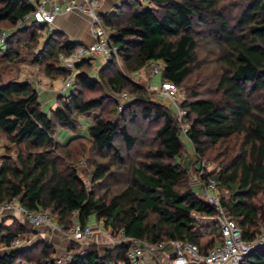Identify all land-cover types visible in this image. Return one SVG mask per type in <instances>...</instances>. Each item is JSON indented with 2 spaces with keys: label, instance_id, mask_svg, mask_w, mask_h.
Returning <instances> with one entry per match:
<instances>
[{
  "label": "trees",
  "instance_id": "1",
  "mask_svg": "<svg viewBox=\"0 0 264 264\" xmlns=\"http://www.w3.org/2000/svg\"><path fill=\"white\" fill-rule=\"evenodd\" d=\"M148 1L151 7L141 9L139 0H123L112 12L100 15L124 71L109 61L90 77L92 61L81 60L71 91L66 99L61 95L55 99V110L44 113L29 83L2 82L0 74V134L10 143L6 151L16 152L14 160L4 157L0 165V203L15 201L28 211L48 209L65 230L74 221L85 225L101 219L104 228L113 233L122 230L126 237L152 245L170 240L190 242L207 253L221 241L219 227L198 224L194 218L214 217L216 210L188 185L186 171L174 161L183 151L180 131L186 125L184 135L198 161L207 147L220 149L219 169L202 170L198 175L201 186L215 182L221 189L223 209L242 238L253 240L264 229V0ZM32 8L28 0H0V32L4 25L13 29ZM47 32V25L31 23L5 39L26 34L31 50ZM78 45L53 30L34 62L37 66L45 63L42 71L52 81L64 79L69 71L59 66L57 56L67 57ZM3 46L0 64L16 61V48ZM211 47L217 49L213 62L218 66L214 68L218 99L187 89L179 104L183 111L180 121L126 77L125 72L159 63L160 80L181 88L199 66L197 50L211 52ZM124 90L133 99L114 114L117 96ZM91 111L98 114L93 116L87 136L72 137L64 145L53 140L51 134L57 128L75 132L77 117ZM138 116L154 127L141 131L135 126ZM138 144L142 153L127 167L120 150L129 153ZM87 147L88 154L92 153L88 158L91 165L96 158L107 156L111 165L125 168L124 187L109 199L97 195L99 184L109 174L106 165H92V184L87 185L81 170L70 163L73 154L85 152ZM22 231L19 224L0 226V244L13 248L11 241ZM40 247L35 261L32 248L24 247L0 254V264H53V249L45 243ZM125 252L124 244L102 253L92 244L63 264H128ZM241 264H264V247L248 252Z\"/></svg>",
  "mask_w": 264,
  "mask_h": 264
},
{
  "label": "rangeland",
  "instance_id": "2",
  "mask_svg": "<svg viewBox=\"0 0 264 264\" xmlns=\"http://www.w3.org/2000/svg\"><path fill=\"white\" fill-rule=\"evenodd\" d=\"M98 1L99 3L103 2V0H98ZM139 1L141 3V6H140L141 9L145 7H151V4L149 3L148 0H139ZM28 2L31 4L32 0H28ZM84 19L88 25L87 19L86 18ZM120 22H121V19H120ZM53 28H54L53 26H48V32L44 36L39 37L38 42L36 44L31 45V50L29 49L28 42H26L27 40H25L27 35L23 33L16 34L15 38H18L16 41H15L14 36L10 37L8 41L4 39L7 41L6 43L3 42L4 40H0V56L4 54L5 49H6V46H3V44L9 45V47L16 48L15 51L18 54L17 60L14 61L13 63L5 62L3 64H0V74H1L2 82H6L10 79H13L17 83H24V82L29 83L31 87L36 91L38 95V102L40 104V108L44 113H48L50 110H55L56 109L55 99L59 95H61L64 99H66V96L69 94L72 88V87L70 88L63 87L61 78L58 79L57 81H52L42 71L45 63H43L41 66L39 65L37 66L36 63L34 62L36 59L40 58V57H37V55L41 52L43 43L46 40L47 36L52 33ZM2 31L6 32L7 35L8 34L11 35L12 32L15 30L14 28L10 29V26L4 25L2 28ZM88 31H89V28H88ZM204 50L205 49L197 50L196 61L198 62L199 66L197 68H194L191 71L189 77L184 82L183 87L177 88L178 89L177 90L178 91V102H175V103L168 101L169 99L161 95L160 92L162 90H161L160 84L162 83V81L160 80V75H157V74L153 75L152 73H150V69H149L151 66L150 63L146 64L145 67H143L139 71L131 72V73L125 72V74H126V77L128 76V78L133 83H136L137 85L142 87L147 92V96L150 99L163 104L172 113H174L175 117L179 120L180 118H178L179 115H178V110L176 107L177 106L179 107V104L183 101L184 97L186 96L187 89L198 90L205 97L218 99V96L214 94V87H215V81H216V78L214 77V70H215L214 68L218 66H217V63L213 62V58L216 56L214 54V51H216L217 49L215 50V48L211 47V52H208V50L206 51ZM2 59L3 58L0 57V60ZM93 60L95 61L97 60L96 61L97 63H95V61L92 62V68L89 73L90 77H94L96 74V71L99 69V68L98 69L95 68L97 67L96 65H100V64L104 65L103 61L102 62L99 61L98 58L94 57ZM114 63H115V66H114L115 69L124 71L123 63L120 60L119 56H118L117 62H114ZM124 91L125 92H122V93L126 94L127 100L123 106L129 104L131 100L133 99V97L127 90H124ZM104 92L107 93L106 89L104 90ZM117 105L118 104H116V107ZM120 112L121 111H118L115 108L114 114H118ZM97 114H98V111H91L90 114H88L85 117L84 116L77 117L79 121V127L75 132L68 131L66 129L57 128L54 131V133L51 134L53 140L57 142L58 144L64 145L72 137L75 138L77 136H87V129L92 124L93 116ZM135 126L139 127L141 131H146V132L148 129H151L152 127H154L153 125H151V123L149 122L147 123L141 120L139 116L135 121ZM184 129H187V126L181 125L180 138L183 142L184 148H183L181 155L178 158H175L174 161L178 163L180 167L184 169V171H186V179L188 180V183H189L188 185L199 196H201V191H202L201 183L202 182L198 176L200 173L199 171L200 162L203 163V167H202L203 171H210V172L217 171L219 169L218 162L221 158L220 149H218V147H207V150L204 154L203 159L198 161V157L196 156L194 149L192 148L191 144L189 143V141L184 135V131H183ZM229 143L231 144L230 146H232L233 140L230 141ZM10 148H11L10 143L7 141L4 135L0 134V165L4 157H8L11 160H14L16 156V152L14 150H12L11 153L6 151L7 149H10ZM141 148L142 146L138 144L136 145V148L132 149L131 152L129 153H124L123 148L120 150L122 153L123 160L125 161V165L127 167L132 163H136L138 159L137 158L138 155L142 153ZM90 154H88V147H87L85 152H81V153L76 152L75 154H73V156H71V159L69 158L70 163H72L73 167L81 170L79 171V173H82L86 181L85 183L87 185L92 184L89 182V177H90L89 175H90V171H92V165H94V163H97V164L103 163V165H106V167L109 169L108 170L109 174H106L107 178L105 179V181L99 184V187L97 189L98 190L97 195L98 196L104 195L105 198L109 199V197L113 196L122 187H124V183L125 181H127V173L124 172L125 168L124 167L119 168V166L117 165H111L110 164L111 160H109L107 156L96 158V162L92 163L91 165L88 159L92 157ZM61 156H64L63 153H61ZM68 164L65 167L71 168ZM117 177H120V179ZM215 187H216L215 192H217V194H220L221 189L218 186H215ZM104 188L107 190H105ZM11 206L13 207L9 211L8 210L0 211V226L8 227L12 223L14 226H18V224L21 225L22 230H23L21 232V235H23L24 240L20 244L19 247L10 248V247H6L0 244V253L2 251H5V252L7 250L9 251L11 249L31 247L32 252H33L31 258L33 259L32 261H35L36 257L40 256V253H39V250L41 248L40 245L42 243H45L49 245L54 251V254L52 255L53 264L57 258L59 259L61 258L63 261L66 259H69V258H64V257H58L60 255L58 254V250L55 249L57 238L56 239L54 238L56 237V234H60L64 237V240L67 242V246L69 247L75 246V253L81 251L87 245H92V244L97 247L100 253H102L106 249L111 248V246L113 247L117 245L116 243H114V241L113 242L111 241L112 238L117 239L116 233L114 235L112 234L113 237L110 238L111 236H109V229L104 228L103 220L101 219L100 220H94V219L89 220L87 223V226L92 228V232H90V234L86 237L85 241L83 240L82 242H74V241L68 240L71 227L66 230L63 229L62 225L56 222V216L52 214L48 209L45 211H48L50 213L52 217V222L49 225H43L39 227L40 228L39 229L38 227H33V226L30 228L28 223L23 222L19 219H16L14 216H12V214L17 213L18 215L23 217V214L18 204L15 201L11 202ZM199 223L203 225H207L203 222H199ZM261 232L264 233V229H262ZM39 235H43V237ZM103 239L106 240L108 244H110V246L108 245L109 247L102 245L105 242H101V243L98 242V244L96 243V240H103ZM52 241H54V243ZM161 253L163 254V256L161 254H158V257H157L158 264H164V259L166 257L163 252ZM35 254L37 255L34 256ZM32 261H30V263H33Z\"/></svg>",
  "mask_w": 264,
  "mask_h": 264
},
{
  "label": "built area",
  "instance_id": "3",
  "mask_svg": "<svg viewBox=\"0 0 264 264\" xmlns=\"http://www.w3.org/2000/svg\"><path fill=\"white\" fill-rule=\"evenodd\" d=\"M99 5L98 0H38L33 5L32 10L14 25V30L21 29L31 23L50 26L55 16L68 13L83 16L87 19L89 32L93 41L90 44H79L67 57L62 54L57 56L59 66L69 71L68 76L62 79L63 87L65 88H70L73 84L76 64L81 60H92L95 57L101 59L103 63L109 61L117 62V48L111 42L107 30L101 23L100 14L97 12ZM6 37L7 33L1 31L0 40H4ZM150 64V73L159 75L161 72L160 64ZM160 85L162 90L160 92L161 95L165 96L172 103L178 102V89L175 85L169 82H162ZM117 99L118 105L116 109L120 111L127 100L126 94L120 93ZM176 108L178 110V118H181L183 111L178 106ZM183 131L185 133L186 129ZM202 167L203 163L200 162V172L202 171ZM215 186L214 181H209L206 185L202 186L201 197L206 203L215 208L216 215L211 218H194L198 224H200L199 222L205 224L216 223L219 227L221 241L207 253H201L195 244L177 240L152 245L142 239L126 237L122 230L116 233L117 239L112 238V234L114 235L115 233L109 230V236L112 238L111 241L126 246L125 258L128 264H143L155 252H163L165 254L164 264H241L248 252L257 247H264V233L261 232L253 240H244L240 229L225 209H223L220 194L215 192ZM12 207L10 202L0 203V211H9ZM19 208L25 220L34 227L49 225L52 222V217L48 211H28L20 206ZM90 232H92V228L87 226V224L81 225L77 221H74L68 240L74 242L83 241ZM23 240L24 237L20 234L14 237L10 245L11 247H19ZM54 264H63V260L57 258Z\"/></svg>",
  "mask_w": 264,
  "mask_h": 264
},
{
  "label": "crops",
  "instance_id": "4",
  "mask_svg": "<svg viewBox=\"0 0 264 264\" xmlns=\"http://www.w3.org/2000/svg\"><path fill=\"white\" fill-rule=\"evenodd\" d=\"M122 1L123 0H103V2L100 3L99 7L97 8V12L100 15L110 13ZM31 4L34 5L33 0H32ZM50 26L54 27L53 30H58V31L65 33L67 35V38L72 42H75L78 44H90L93 41V38H92L90 32L88 31V25H87L84 17L82 18V16L79 17V15H76L73 13L57 15V16H55L54 21H53L52 25H50ZM93 59L91 60L92 62L95 61ZM96 61H95V63H97ZM99 61L102 62L101 59H99ZM96 66L97 67H95V68L98 69L102 65L100 64V65H96ZM12 216H14L16 219H19L23 222L28 223L22 216L18 215L17 213L12 214ZM29 226H30V228L32 227V225H30V224H29ZM39 236L43 237V235H39ZM54 238L55 239L57 238V242L55 244V249L58 250V254L60 255L58 257L70 258L71 256L74 255L75 249L71 250L70 247L67 246V242L64 240V237L62 235L56 234V237H54ZM84 241H85V239H84ZM52 242L54 243V241H52ZM80 242H82V241H80ZM98 242L99 243L105 242L102 245L107 246V247L110 246V244H108L107 241L104 239L103 240H96L97 244H98ZM107 247H105V248H107ZM6 252H8V250ZM6 252L2 251L0 254L6 253ZM158 254H161L163 256V254L161 252H159V253L156 252L155 254H152L148 259H146L143 264H158V258H157Z\"/></svg>",
  "mask_w": 264,
  "mask_h": 264
}]
</instances>
